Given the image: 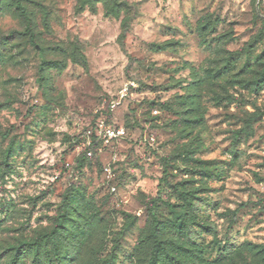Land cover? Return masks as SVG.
I'll return each instance as SVG.
<instances>
[{
  "label": "rangeland",
  "instance_id": "obj_1",
  "mask_svg": "<svg viewBox=\"0 0 264 264\" xmlns=\"http://www.w3.org/2000/svg\"><path fill=\"white\" fill-rule=\"evenodd\" d=\"M152 258L264 264V0H0V264Z\"/></svg>",
  "mask_w": 264,
  "mask_h": 264
},
{
  "label": "built area",
  "instance_id": "obj_2",
  "mask_svg": "<svg viewBox=\"0 0 264 264\" xmlns=\"http://www.w3.org/2000/svg\"><path fill=\"white\" fill-rule=\"evenodd\" d=\"M127 85L122 90V94H127ZM90 133H93L98 138H101L105 144L111 140L122 138L125 135V130L122 126L106 125L102 120H98L93 126ZM91 154V152H89Z\"/></svg>",
  "mask_w": 264,
  "mask_h": 264
},
{
  "label": "trees",
  "instance_id": "obj_3",
  "mask_svg": "<svg viewBox=\"0 0 264 264\" xmlns=\"http://www.w3.org/2000/svg\"><path fill=\"white\" fill-rule=\"evenodd\" d=\"M55 231L56 230L54 229L48 234H40V235H38V237H36L31 242H24V243L28 244V246L31 247V249L34 252V255L36 256V255H38L40 249H42V247H43L42 244H44L47 241L48 238L53 239V236H54L53 234L55 233ZM153 258L151 260L152 264L155 262V261H153Z\"/></svg>",
  "mask_w": 264,
  "mask_h": 264
}]
</instances>
